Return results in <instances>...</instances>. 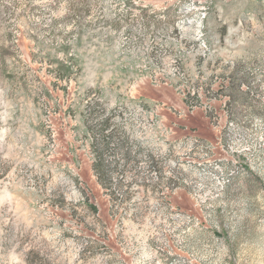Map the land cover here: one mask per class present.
Listing matches in <instances>:
<instances>
[{
	"label": "rangeland",
	"instance_id": "rangeland-1",
	"mask_svg": "<svg viewBox=\"0 0 264 264\" xmlns=\"http://www.w3.org/2000/svg\"><path fill=\"white\" fill-rule=\"evenodd\" d=\"M0 264H264V0H0Z\"/></svg>",
	"mask_w": 264,
	"mask_h": 264
},
{
	"label": "trees",
	"instance_id": "trees-1",
	"mask_svg": "<svg viewBox=\"0 0 264 264\" xmlns=\"http://www.w3.org/2000/svg\"><path fill=\"white\" fill-rule=\"evenodd\" d=\"M170 10V8H166V9H164V10H159V11H157L156 12V14H158V15H167V13H168V11ZM143 11V10H142ZM164 16H162V17H164ZM98 162L100 163V166L102 165L101 164V162H102V159H100V157H99V160H98ZM102 173H103V171H102ZM104 174V173H103ZM226 186V185H225Z\"/></svg>",
	"mask_w": 264,
	"mask_h": 264
}]
</instances>
